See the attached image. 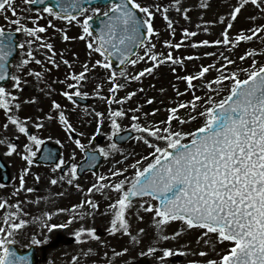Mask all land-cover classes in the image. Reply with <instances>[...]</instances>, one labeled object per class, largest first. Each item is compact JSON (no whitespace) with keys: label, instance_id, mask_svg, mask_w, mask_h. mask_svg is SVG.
Returning a JSON list of instances; mask_svg holds the SVG:
<instances>
[{"label":"rangeland","instance_id":"obj_1","mask_svg":"<svg viewBox=\"0 0 264 264\" xmlns=\"http://www.w3.org/2000/svg\"><path fill=\"white\" fill-rule=\"evenodd\" d=\"M239 2L240 0H181L182 10L177 11L175 0H141V3L155 4L161 9L168 8V20L165 19L162 10L156 12L161 21L156 26L154 24L159 35L154 34L152 43L156 44V51L158 52L167 54L171 51L174 57H184V63L183 65L161 64L152 73H145L141 80L128 81L127 87L116 92L115 100H113V93L109 90L111 84L106 79L109 72L100 66L86 73L87 79L81 81L76 88L68 87L69 84L76 85V81L71 77L72 72L79 73L86 63L91 67V64L100 58L96 53H93L91 57L88 56L89 50L86 41L79 39L82 32L80 26L76 25L74 21L72 24H68V22L52 17L47 13H44L38 21L28 19V17H36L39 14L29 7L30 5L26 4L25 0H15V6L20 16L23 17V23L29 27L39 24L44 26L47 31L46 33H39V36L44 37V40L36 39L24 31L19 32L20 44L23 43L25 48H20L13 74L21 77V87L15 88V81H13L12 85L7 88L17 94V102L20 104V108L14 109V111L21 118L31 117V120L26 122L32 134L41 137L43 140L61 145L65 162L71 158L74 159L75 164L80 162L83 159L82 151L85 148H104L109 151V155L100 165L98 173L85 172L83 176L77 177L68 174V170L62 174L60 169L53 171L55 166H44L34 162L30 171L24 176L26 188H32L33 191L28 192L20 189L22 170L28 167L20 153L23 151V145L29 141L27 135L20 133L8 119L9 114L4 109H0V141L7 140L9 143L17 144V151L8 154V144L0 142V156L12 172V179L8 186L0 185V202L7 201L6 206L0 208V220H3L8 213L18 212L19 214L14 218L16 222L21 219L28 221L14 233L11 238L12 243L21 248H27L31 244L40 247L51 241L57 232L65 236H73L81 228L96 229L99 227L104 231L109 230L105 236L91 235L86 241H77L74 244L61 245L50 250L47 258L40 264H132L143 256L148 258V264H208V261L218 260L220 255L228 250L227 242H216L214 234L205 236V230L199 226L189 229L180 220L170 221L162 227L157 226L155 220L158 218L155 217V212L140 208L141 200L135 201L126 211L129 231L121 230L114 233L111 231L114 210L110 209L109 205L119 198L120 193L110 187H105L102 190L93 189L92 192H89L88 189L92 184L98 183L100 175L110 178L111 173L118 169L117 165L126 166L129 162L140 157L143 151L144 153L148 150L154 151L143 140L138 139L142 133L133 128V124L152 125L160 121H167L170 108L176 107L180 103L192 101L194 96L201 97V100L197 101L195 111L202 112L205 107L204 101L208 100L209 97L216 100L222 99L224 93H228L230 89L228 80L223 82V90L215 93L206 87H202L203 84L212 82L215 86L213 88L219 89L221 86L214 83L217 76L228 75L231 71H240L242 78L247 75V70L254 63L257 67L264 64V34H258L257 37L247 43L241 41L230 47L212 44L193 46L197 41L204 39L211 41L222 38L221 34L226 28L227 22L233 23V27L229 29L232 39H235L242 30L248 32L253 27L264 25V12L252 3L245 6L236 21H230L229 13ZM205 4L208 6L204 7ZM95 7L98 6L88 8L87 14L92 15V9ZM101 8L107 10V6ZM40 11L43 12V9ZM184 11L187 12V16L183 14ZM4 15L13 19L15 17L11 11L0 14V21L5 28L14 31L17 25H9ZM222 16L225 17L224 23L220 22ZM49 19L56 27L49 25ZM169 20L172 22L171 29L168 27ZM206 21L212 23H205ZM186 28L190 32H196V35H189L185 39L184 29ZM205 28L208 31H204ZM60 29L67 32L70 37L69 40L63 39ZM167 30L170 33L174 31L176 35L172 33L171 35L169 32L167 35ZM72 37L75 39H71ZM167 39L171 40L173 44L182 43V47L179 49L171 48L167 51V47L163 45ZM31 40H35V42L29 45L28 42ZM44 42L53 44L54 58L59 67L45 59V54L52 56L53 52L39 47ZM29 47L34 51L36 60L22 65ZM253 49L256 50V55L245 57L248 61L244 64H237L241 56ZM139 51L143 54L144 49L141 48ZM205 53H214V55H205ZM189 56L197 58L188 59ZM225 57L234 63L227 65L226 68H221L222 64H227ZM135 58L136 56L133 59ZM37 60L43 61V63H38ZM65 61L69 63H65ZM209 65H214V67L203 78L193 81L194 90L184 79H177V77L182 78L185 73L195 75L202 66ZM151 66L152 61L146 58L136 65H126L125 70L135 76L144 68ZM173 67L176 68L175 72L172 71ZM181 68L185 70L184 74ZM35 73H42V75L37 76ZM124 80L123 77L119 78L120 83H124ZM100 83H103V88L98 87ZM77 89L82 93H88L85 97L92 98V102L88 106L76 104L74 112L71 111V116L69 115L70 111L67 112L64 107L62 108L67 113L69 121L74 124L72 125L73 130L69 132L59 122L58 110L53 108L52 102L55 100L62 106L63 104L70 106L62 98V93L64 91L75 93ZM177 90L181 95H177ZM97 92L100 95H96ZM130 92H135V95L122 101L121 98ZM33 97L36 98L35 101H33ZM152 97H155V100L151 104L147 103ZM118 108H122L126 115L118 118L121 128L116 132L134 129L137 133L127 144L113 149L111 147L113 129L110 115L112 111ZM153 110L157 111L154 113ZM99 113H104L102 124L99 123ZM145 113H147L146 116ZM49 114L56 119L44 120V127L36 128L35 124L41 122L40 118ZM178 114L187 121L184 124H181L179 119L172 122V127L178 131H194L204 122L203 116H197L195 120L188 121V115L195 114L191 107L179 108ZM133 116L139 117V120H133ZM5 124H8L7 128L4 127ZM73 133L76 134V137L73 136ZM102 137L104 139L102 143H99ZM77 138L85 145L84 149L75 144ZM185 139L187 140V138ZM74 151L76 155L73 157ZM65 174H68V178L73 179L72 184H68L66 179H61ZM37 175L40 177L39 180L36 179ZM53 178H57L56 184H51ZM77 184L81 187L77 188ZM88 200H91L93 204L84 203L82 207L73 208L74 205H81L82 201ZM148 200L149 203L156 204L151 198ZM17 204L20 206L19 209L16 207ZM94 204L98 207H94ZM146 207L147 205H145ZM60 209L63 211H58ZM72 217L76 218L72 219ZM52 224L65 226L51 228ZM181 228L184 231L180 232L179 235H174ZM141 229L143 231H140ZM37 240L39 243L34 242ZM205 241L211 242L206 243ZM150 248L155 249V251L149 252ZM124 249H127V252H124ZM167 249H172V255L165 257L164 252ZM202 253L206 254L202 255ZM39 254H41L40 249ZM173 258L176 259L174 262H172Z\"/></svg>","mask_w":264,"mask_h":264},{"label":"snow or ice","instance_id":"obj_2","mask_svg":"<svg viewBox=\"0 0 264 264\" xmlns=\"http://www.w3.org/2000/svg\"><path fill=\"white\" fill-rule=\"evenodd\" d=\"M37 0H25L26 4L34 5ZM42 2V0H41ZM107 5V10L101 7L92 9V15H88V6L90 0H70L68 3L62 2L57 8L49 4L43 9L35 8V12L39 15L36 17H28V19L39 20L44 13L49 14L57 19L64 20L68 24L74 21L76 25L82 29L79 39L85 40L88 56L93 53L100 56L94 63H86L83 70L79 73L72 72L71 77L76 81V85L69 84V88H76L81 81L87 79L86 73L100 66L107 69L109 74L106 79L111 84L110 92L113 93L112 99L115 100V93L121 88L127 87L130 80H141L145 73H152L161 64L183 65L184 57H174L169 51L167 54L156 51V44L152 43L153 36L159 35L157 29L154 28L153 20L157 11H163L165 19L168 20V8L161 9L155 4L141 3V0H101ZM252 3L264 12V0H240L239 3L232 8L229 13L230 21H236L238 15L242 12L246 5ZM176 10L181 11V0H175ZM208 5L205 4L204 7ZM11 11L14 19L6 17L8 24H15L17 27L15 32L21 31L33 36L36 39L44 40L39 33L46 32L44 26L37 24L29 27L23 23V17L20 16L15 0H0V13ZM22 11V9H21ZM187 16V12L183 13ZM102 16V27L99 32H95L91 21L97 16ZM81 17H83L81 19ZM220 22H225V17H220ZM49 25L56 27L49 19ZM212 23V22H205ZM169 29L172 28V22L169 20ZM233 27L232 22H227L226 28L222 32V38L215 40L204 39L197 41L193 46L201 45H222L232 46L241 41H250L257 37L258 34H264V25L256 26L248 30V32L240 31L235 39L230 38L229 29ZM63 39L69 40L67 32L60 29ZM204 31H208L207 28ZM185 39L195 36L196 32H190L184 29ZM173 31V35H174ZM71 39H75L72 37ZM35 40L29 41V45ZM164 44L169 48L179 49L182 43L173 44L171 40H165ZM17 47L16 40L13 36V30L6 29L4 25H0V81L5 80L9 75L8 61L13 55ZM21 49L25 45H19ZM44 49L52 50L53 55L45 54V59L50 63L59 67L54 53L55 49L51 42H44L39 45ZM136 58L133 59V49ZM144 49L143 54L139 49ZM205 55H214V53H205ZM256 55V50L246 52L240 59ZM119 60L121 65H136L146 58L152 61V66L144 68L137 75L129 74L125 68H121L119 72L113 66V58ZM197 58L189 56L188 59ZM36 60V56L31 47L28 48L26 57L22 61V65ZM227 64H222L221 68L233 64L234 61L225 57ZM43 63V61H38ZM65 63H69L65 61ZM214 65L202 66L195 75L189 74L177 79H184L187 84L194 90L193 81L203 78ZM173 72L176 68L173 67ZM41 76L42 73H35ZM125 78L124 83L119 82V78ZM14 87H21V77H12ZM230 82V89L223 99L216 100L209 97L204 101L205 107L202 112H196L197 101L201 97L194 96L192 101L180 103L176 107L170 108L167 121H160L152 125H142L135 123L133 128L138 129L142 135L138 139L143 140L154 151L149 153L152 157L151 162L141 167V161L137 160L130 164V168H134L135 172L131 177L125 176L124 179L117 181H108L107 177L100 175L98 183H94L88 189L102 190L110 187L120 193L115 202L109 205L114 210V216L111 221V231H129V221L126 219V211L134 200H141L140 208L146 211H154L157 226L162 227L170 221H183L187 228L199 226L205 230L204 235L214 234L216 242L229 245L228 250L224 251L218 260H210L208 264H264V65L256 66L255 63L247 70L245 78H241L240 71H231L228 75L221 74L215 78L214 83L220 85L219 89L213 88V83L203 84L202 87L210 89L213 93L223 90V82ZM99 88H103V83L98 84ZM142 91V89H141ZM187 91V89H186ZM69 101L76 103L74 96H87L88 93H82L78 89L75 93L64 91L62 93ZM96 95H100L99 92ZM135 95V92L128 93L121 100H127ZM177 95H181L177 90ZM35 101V97L32 98ZM155 97L150 98L147 103L151 104ZM52 106L58 110L59 122L71 132L73 126L68 119L67 113L62 110L59 102L53 101ZM191 107L195 114L188 115V121L195 120L197 116H203L204 122L201 126L195 128L194 131H178L172 127V122L176 119L181 124L187 121L178 114L179 108ZM20 104L17 102V94L8 90L4 86H0V109L6 110L8 119L18 129L20 133L27 135L29 143L23 145V151L20 153L22 159L28 167L22 170L20 177V189L31 192L32 188H26L24 176L30 171L31 165L35 162L34 158L39 151L38 146L43 145L44 140L30 133L28 123L31 117L21 118L16 114L14 109H19ZM154 113L157 110H153ZM126 115L122 108H118L111 112L110 122L113 129V135L120 130V117ZM147 113H145V116ZM100 121L103 123L104 113H99ZM56 117L51 114L40 118L41 122L36 123V128L44 127V120H52ZM133 120L138 121L139 117L133 116ZM163 125V127H161ZM5 128L8 124L4 125ZM163 142L155 143L153 139ZM187 138V140L185 139ZM8 144V154L17 151L16 143H9L7 140L0 141ZM75 144L84 149L85 145L80 139H75ZM113 149L117 147L115 143L111 145ZM100 151L104 156L109 155V151L101 148ZM76 155L73 152V157ZM51 159V155L48 156ZM95 160V153L90 157ZM127 159V157H125ZM143 159H147L146 157ZM65 164V160L61 158L56 163L55 169H60ZM80 166L73 163L68 170V174L72 177L79 175L78 168ZM127 172V169H116L111 176L118 177ZM65 174L61 179H66L68 184L73 183V179L68 178ZM39 180V175L36 176ZM57 178L51 180V184H56ZM77 188L81 185L77 184ZM155 198L158 204L149 203L148 199ZM84 203L93 204L91 200L82 201L81 205H74L73 208L82 207ZM7 201L0 203V208H4ZM145 205L147 207L145 208ZM94 207L98 205L94 204ZM19 209V204L16 205ZM58 211H63L60 209ZM18 212H11L5 215L2 224H0V264H30L29 258L26 256H18L10 244L14 233L28 223L26 220L15 221ZM76 217H72L75 219ZM142 218V217H141ZM65 225L52 224L51 228L64 227ZM140 231H143L141 229ZM184 231L183 228L174 235H179ZM90 233L96 235L94 228H81L76 232L77 237L82 234ZM167 238V237H165ZM136 239V237H133ZM39 243V241H34ZM210 243L211 241H205ZM127 252V249L123 250ZM155 249L150 248L149 252ZM206 254V253H202ZM172 255V249H167L164 256ZM163 259V258H161Z\"/></svg>","mask_w":264,"mask_h":264},{"label":"water","instance_id":"obj_3","mask_svg":"<svg viewBox=\"0 0 264 264\" xmlns=\"http://www.w3.org/2000/svg\"><path fill=\"white\" fill-rule=\"evenodd\" d=\"M64 2V3H68L70 2V0H37V2L34 4L35 7H47L49 4H51L53 7L57 8V10H59V5ZM93 5H105L104 3L101 2V0H90V5L89 6H93ZM104 19L102 16L97 15L92 21V27L95 30V32H99V29L102 27L101 24V20ZM14 38H16L17 34L13 33ZM17 43V42H16ZM137 51V49H133V55L135 54V52ZM17 55V47L13 52V55L11 57H9V61H8V73L9 75L5 78V80L0 81V86H5L7 84L10 83L11 81V76H12V64L15 60V57ZM113 61L116 62V65H114V67L116 68H121L123 65H121L119 63V60L116 59L115 57L113 58ZM82 101L83 103H88L89 100H84V99H77ZM132 135L131 132H127L124 133L120 136H117L116 139L117 141H119L120 143H124L126 142L130 136ZM49 154L51 155V159L48 158ZM60 154L61 151L58 147L53 146L49 143H43L42 145V150L39 153V156L36 157V161L37 162H41V163H58L59 158H60ZM92 153L87 152L88 155V159L81 165H79L80 167L78 168V173L81 175L83 174L84 169H91L94 168L95 166L98 165V163L102 160V156H98L97 152H95V160H92L91 157ZM69 164H67L63 170H65L68 167ZM0 181L4 184L8 183L10 181V171L8 168H6L2 163H0ZM100 233V232H98ZM58 239L56 241H54L52 244H50V246H56L58 243ZM73 239L69 242H72ZM14 249V248H13ZM14 251L18 254V256H26L29 258L30 264H36L37 261L39 260L38 257L36 256V252L33 248H30L29 250L25 251V252H21L20 250L14 249ZM136 264H147V260L144 258L142 259L139 263Z\"/></svg>","mask_w":264,"mask_h":264}]
</instances>
